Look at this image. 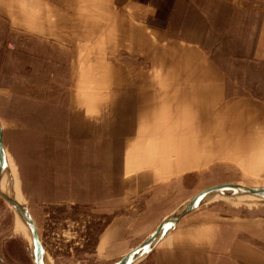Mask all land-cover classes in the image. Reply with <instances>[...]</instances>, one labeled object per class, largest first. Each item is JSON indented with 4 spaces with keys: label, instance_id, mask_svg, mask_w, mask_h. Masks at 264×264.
I'll return each mask as SVG.
<instances>
[{
    "label": "rangeland",
    "instance_id": "374dc122",
    "mask_svg": "<svg viewBox=\"0 0 264 264\" xmlns=\"http://www.w3.org/2000/svg\"><path fill=\"white\" fill-rule=\"evenodd\" d=\"M0 123L48 259L116 264L163 216L166 188L123 204L147 156L175 177L176 212L213 186L264 187V0H0ZM235 195L196 213L255 224L264 246V200ZM0 200V264H36Z\"/></svg>",
    "mask_w": 264,
    "mask_h": 264
},
{
    "label": "crops",
    "instance_id": "0c3cea01",
    "mask_svg": "<svg viewBox=\"0 0 264 264\" xmlns=\"http://www.w3.org/2000/svg\"><path fill=\"white\" fill-rule=\"evenodd\" d=\"M63 6L66 5L64 4ZM162 32L157 31L161 37L165 35ZM206 90L205 88L201 89L197 95H206ZM203 129L205 128L203 127ZM147 145L148 142L143 143L144 148L148 147ZM129 148L131 146H128L125 151L124 164L126 166H128L129 159H131L128 156L127 149ZM146 159L147 161L144 163L149 167L141 169L136 174L125 173L122 200H124L123 204L125 205L127 200L132 202L133 196L142 195L146 191L149 194L166 188V190H162L161 198L158 200V205L163 210V216L161 215V218L158 219L159 222L156 226L158 228L165 219L176 212L175 199L173 200L176 181L175 177L166 178L159 173L155 166L163 162L151 160L148 156ZM172 161L174 164L175 157L172 158ZM213 193L215 192L205 196ZM116 201L114 199L108 202L109 205L114 202V206H116ZM190 201L188 200L179 211H182ZM155 203L149 204L151 209H153L152 207L155 206ZM2 206L3 203L0 200V207L2 208ZM196 211L197 209L183 217L156 244L153 250L149 251L144 258L135 264H264V246L261 245L259 230L255 227L256 230L254 232V228H252L255 224H251V230L245 232L243 223L202 220V214H197ZM2 225H0V261H5L9 252L7 244H9L11 238L5 239L4 236H1ZM16 227L17 224H15L13 229L14 232H21L16 230Z\"/></svg>",
    "mask_w": 264,
    "mask_h": 264
},
{
    "label": "water",
    "instance_id": "95a60500",
    "mask_svg": "<svg viewBox=\"0 0 264 264\" xmlns=\"http://www.w3.org/2000/svg\"><path fill=\"white\" fill-rule=\"evenodd\" d=\"M3 130L1 127L0 123V172L3 169V164H2V159H3ZM217 191H229L234 194H242V195H250V196H255L259 197L262 200H264V192L261 191L259 188H251V187H245L242 185H237V184H223V185H217L213 186L211 188H208L195 196L194 198L191 199L189 206L182 211H177L175 214L170 216L169 218L165 219L161 225L157 228V230L149 236L141 245L133 249L131 252L126 254L122 259H120L116 264H128V261L133 258L139 251L142 250H147L149 249L150 251L153 250L156 246V244L163 239L167 233L186 215L190 214L191 212L195 211L198 209L201 205V200L202 198L211 193V192H217ZM0 197L8 203L13 209L21 211L25 214L26 216V222L27 225L31 231L32 239L34 245L37 247L39 254L34 255V260L36 264H43V259H44V250L41 245L39 236L37 234V229L34 221L32 220V217L27 209H24L21 205H19L17 202L14 200L10 199L9 197L5 196L1 191H0ZM26 210V211H25ZM152 245V246H151Z\"/></svg>",
    "mask_w": 264,
    "mask_h": 264
},
{
    "label": "bare ground",
    "instance_id": "6f19581e",
    "mask_svg": "<svg viewBox=\"0 0 264 264\" xmlns=\"http://www.w3.org/2000/svg\"><path fill=\"white\" fill-rule=\"evenodd\" d=\"M2 164H3V169L0 172V191L5 196L14 200L19 205H21L24 209H26L25 206L22 204V202L18 198V196H19L18 191H17L18 185L16 183L15 172H14L13 168L10 167V165L7 161V158H6V153L4 151H3ZM259 189L264 192V187L259 188ZM233 195L236 196L234 193H231L229 191H226V192L219 191V192H215L213 194L208 195L209 197L205 196L204 198H202L201 203L210 201V200L215 199V198L231 199V198H233ZM248 197H250L251 199H253L255 201L256 200L262 201L261 198L255 197V196H250V195H246V196H242V197H238V198H248ZM189 204H190V202H189ZM189 204L183 210H185L189 206ZM15 211L17 212V227H16L17 229L16 230L21 231L26 236V238L31 243V246H32L31 248L33 250L34 255H38L39 252H38L37 247L32 242L33 239H32V235H31V231H30V229L27 225L26 219H25L26 218L25 214L21 211H18V210H15ZM30 236H31V238H30ZM149 251H150L149 249L139 251L133 258H131L128 261V264H135V263L139 262L142 258H144L148 254ZM43 264H53L45 254H44Z\"/></svg>",
    "mask_w": 264,
    "mask_h": 264
}]
</instances>
